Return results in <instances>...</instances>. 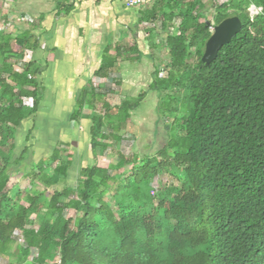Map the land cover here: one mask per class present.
<instances>
[{
  "label": "trees",
  "instance_id": "trees-1",
  "mask_svg": "<svg viewBox=\"0 0 264 264\" xmlns=\"http://www.w3.org/2000/svg\"><path fill=\"white\" fill-rule=\"evenodd\" d=\"M146 4L149 39L167 34V75L157 73L152 85L166 141L141 158L118 149L117 167L101 165L106 150L126 140L129 111L144 96L115 106L112 123L105 103L103 115L92 113V164L75 168V186L72 153L56 148L31 164V130L18 143L41 105L44 70L33 61L40 44L31 19L23 32H7L0 15V257L8 264H264V0ZM252 6L260 9L253 17ZM233 16L241 31L205 63L209 25ZM85 104L86 96L79 112ZM122 168L114 179L112 169ZM165 174L175 183L155 188ZM61 181L66 186L50 193ZM28 218L37 222L28 226Z\"/></svg>",
  "mask_w": 264,
  "mask_h": 264
},
{
  "label": "crops",
  "instance_id": "crops-1",
  "mask_svg": "<svg viewBox=\"0 0 264 264\" xmlns=\"http://www.w3.org/2000/svg\"><path fill=\"white\" fill-rule=\"evenodd\" d=\"M0 5L7 32L21 33L32 25L40 44L33 61L44 70L45 90L35 116L22 123L18 135L22 144L31 130L27 143L32 146L31 164L51 156L56 148L62 152L63 147L66 152L61 155L70 152L74 164L85 165L93 157L89 135L93 112L104 114L103 104L113 109L123 98L159 96L152 85L157 73L162 76L161 65L167 59L161 60L165 33L156 32L149 39L147 25L141 23L143 8L126 7L125 0H0ZM109 71L121 78L120 92L96 94L92 102V79ZM84 96L93 106L85 104L79 112L77 103ZM142 101L129 111L122 131L126 140L136 141L139 129L151 120H146L149 115ZM153 127L155 138L156 120ZM46 148L49 152L38 151Z\"/></svg>",
  "mask_w": 264,
  "mask_h": 264
},
{
  "label": "rangeland",
  "instance_id": "rangeland-1",
  "mask_svg": "<svg viewBox=\"0 0 264 264\" xmlns=\"http://www.w3.org/2000/svg\"><path fill=\"white\" fill-rule=\"evenodd\" d=\"M150 1V0H149ZM151 1H154L156 3V0H151ZM224 2L225 0H217L218 3H221V2ZM142 5H137V7L135 8H139V9H142V8H145V6L147 5L145 2L143 3H140ZM249 12H250V16L253 17L255 15H257L259 12H260V9H252V7L249 8ZM208 19H211L212 20V17H210L209 15V18ZM158 26L160 27L161 26V23H158ZM5 29V28H4ZM166 36L163 37V39L165 38ZM166 39V38H165ZM162 52H161V60H163L164 58V54L167 52V49L166 47L165 48H162ZM166 60V59H165ZM164 61V60H163ZM166 75V72L163 73V77ZM101 94V92L99 93ZM105 94H110V93H105ZM106 96V95H105ZM98 98V97H96ZM135 97H132L130 98L131 102H134V99ZM159 101H160V98L159 97H156L155 95H147L144 100L142 101V109L144 108L145 111L149 116H147L146 120H151L144 123V127H142L141 129H139V134L135 136L136 138V141L135 139H129V140H124L123 143L119 146V147H113V146H110L111 148H108L107 151H106V154H108L109 152H112L114 154V158H111V156H108V157H100V163L101 165L105 166L107 164H110V165H114L115 167H117V163H118V157H117V150L120 149V152H123V154L126 156V157H132L134 155H138L140 158L145 156V155H151L152 153H154L155 151V148L157 149L159 146H163L165 141H166V138H167V133L165 131V126L163 125V118L160 117L159 120L158 117H157V106L156 104L158 103L159 104ZM123 101L120 100L119 104H121ZM163 102L161 101L160 104H162ZM119 107H124V105H117ZM55 107H57L55 105ZM155 110H156V116H155ZM110 116H111V120L110 122L112 123L113 121L117 120L118 119V110L113 108L111 111H110ZM102 114V113H100ZM165 120H170V119H166L164 118ZM159 121L157 124H158V127L156 126V134H155V138L153 137L154 135V127H153V122L154 121ZM171 121V120H170ZM150 123V124H149ZM140 133H144V134H140ZM141 136L143 138V140L141 139ZM61 149L63 151H65V148L61 147ZM110 149V150H109ZM39 152H49L46 149H40L38 150ZM51 154V152H50ZM85 158H86V155H84ZM75 157H77L75 155ZM47 158V157H45ZM77 161L79 159H76ZM92 164V160H87V163H85L86 166L88 165H91ZM84 166V165H83ZM114 167V168H115ZM77 168L78 169V166H77V163L74 164V168H73V171H72V174L70 175V180H69V185H73L75 186L76 185V177H77ZM124 168L122 169H112V174L115 175L114 179L116 178H119V177H116L117 176V173H121L123 171ZM29 170V168L27 169ZM127 173V171L125 172V174ZM161 178V176H159ZM159 177H155L154 180L152 181V185L157 188L158 186V183L159 182H168L169 184L171 183H175L174 179H172L170 176H167V174L164 175V177L162 179H159ZM36 185H39L40 187L43 188V186L36 180L35 181ZM66 182L65 181H61L60 184H58L56 187H53V188H48L49 189V192L52 193L54 190H61L63 189L65 186H66ZM23 204V203H22ZM26 206V204H24ZM73 215V213H71ZM33 218V216H32ZM32 218H28V226H32L30 224V221H32ZM32 222H37V219H33ZM17 243L23 247H26V243H25V240L21 237L17 238ZM15 248V247H14ZM15 250V249H14ZM35 255V250H32V254L30 255L31 257H34ZM30 257V258H31ZM0 264H8L7 260L3 257H0Z\"/></svg>",
  "mask_w": 264,
  "mask_h": 264
},
{
  "label": "water",
  "instance_id": "water-1",
  "mask_svg": "<svg viewBox=\"0 0 264 264\" xmlns=\"http://www.w3.org/2000/svg\"><path fill=\"white\" fill-rule=\"evenodd\" d=\"M241 28L242 21L237 16L229 17L216 25L214 32L205 45L202 60L205 63L212 62L217 57L222 46L229 43L232 37L241 31Z\"/></svg>",
  "mask_w": 264,
  "mask_h": 264
},
{
  "label": "built area",
  "instance_id": "built-area-1",
  "mask_svg": "<svg viewBox=\"0 0 264 264\" xmlns=\"http://www.w3.org/2000/svg\"><path fill=\"white\" fill-rule=\"evenodd\" d=\"M147 0H125L126 7H137V5H142L140 3L145 2ZM32 57V52L27 50L25 52V60H29ZM117 79H119L118 73L112 71L107 74L105 77H94L92 81V86L90 91H94L97 93L105 94V93H118L120 87L117 85Z\"/></svg>",
  "mask_w": 264,
  "mask_h": 264
},
{
  "label": "clouds",
  "instance_id": "clouds-1",
  "mask_svg": "<svg viewBox=\"0 0 264 264\" xmlns=\"http://www.w3.org/2000/svg\"><path fill=\"white\" fill-rule=\"evenodd\" d=\"M148 1H149V0H147L146 3H147ZM252 9L256 10L257 8H256L255 6H252ZM178 25H179V20H178L177 23L175 24V27H177ZM210 25H211V26H210ZM210 25H209V27H210V31H211V33H213V32H214V28L216 27V25H212V24H210ZM217 25H218V24H217ZM169 30H170V32L173 31V30H172V27H170ZM211 35H212V34H211ZM165 36H166L165 38L167 39V34H166V33H165ZM165 46H166V41H165ZM164 63L167 64V60H164ZM110 72H111V71H109L108 73H110ZM164 72H166V70H164V69H161V70H160L161 75H163ZM108 73H107V74H108ZM107 74H106V75H96L95 77H105V76H107ZM166 75H167V72H166ZM166 75H165V76H166ZM165 76H164V77H165ZM161 77H163V76H161ZM164 77H163V78H164ZM120 80H121V78H120V79H117V82H116L117 85L120 87L118 93H119L120 90H121ZM92 81H93V79H92ZM91 86H92V82H91L90 88H91ZM90 92H93L95 95H96V94H99V93L94 92V91H92V90H91ZM111 93H114V92H110V94H111ZM116 94H117V93H116ZM101 95H102V94H101ZM103 95H105V94H103ZM122 101H124V98L122 99ZM102 115H103V114H102ZM123 134H124V133L122 132V136L124 137ZM106 151H107V150H106ZM108 156H111V158H112V152H109L108 154H106V152H105V154H104L102 157H108ZM84 166H85V165H84Z\"/></svg>",
  "mask_w": 264,
  "mask_h": 264
}]
</instances>
